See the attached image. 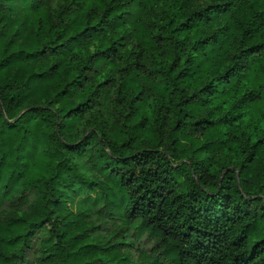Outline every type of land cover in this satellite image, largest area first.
I'll return each instance as SVG.
<instances>
[{
    "label": "trees",
    "instance_id": "trees-1",
    "mask_svg": "<svg viewBox=\"0 0 264 264\" xmlns=\"http://www.w3.org/2000/svg\"><path fill=\"white\" fill-rule=\"evenodd\" d=\"M187 7L0 0V264H264V0ZM103 64L131 75L130 110L83 124ZM97 200L156 248L103 238Z\"/></svg>",
    "mask_w": 264,
    "mask_h": 264
},
{
    "label": "rangeland",
    "instance_id": "rangeland-1",
    "mask_svg": "<svg viewBox=\"0 0 264 264\" xmlns=\"http://www.w3.org/2000/svg\"><path fill=\"white\" fill-rule=\"evenodd\" d=\"M121 1V0H119ZM127 1V0H123ZM212 0H187V9L191 11H198L204 7H206ZM160 3V0H158ZM153 6V3H152ZM148 18L149 20H155L156 22L159 20V13L156 10V7L147 8ZM123 30H127L126 28L115 30L116 33H120ZM129 30V28H128ZM125 40V50L130 54L129 62L133 64L132 67H135V64L138 60L143 64H149L152 58V50L153 44L150 39H146L143 41L139 38L136 32L128 33L124 38ZM91 50H94L91 47ZM125 67V65H124ZM130 67V69L132 68ZM98 71H95V68H89V77L91 81L95 84H100L103 86L100 93L99 104H96L93 111L90 114H87L86 118L83 121V124L86 123V120H95L97 116L96 110H101L108 122H118L121 123L124 118L127 116L130 106L128 103V99L134 95L133 87L127 80L131 79V75H122L121 72L117 71V69L112 68L110 66L101 65L97 68ZM154 109L152 103H149L148 110L151 111ZM81 128L82 124L79 125ZM93 205L91 216L93 222L99 226V234H102L103 238H107L116 235V238H123L125 242H130L133 245H139L145 247L149 250H154L156 248L157 240L149 238L147 234H144L141 230L134 228H126L124 225L122 226V222L120 220H116L114 218L107 217L105 215L106 209L104 203L100 200L95 201ZM124 247L128 248V245ZM130 247V246H129ZM137 249L134 248L131 255L137 256Z\"/></svg>",
    "mask_w": 264,
    "mask_h": 264
},
{
    "label": "clouds",
    "instance_id": "clouds-1",
    "mask_svg": "<svg viewBox=\"0 0 264 264\" xmlns=\"http://www.w3.org/2000/svg\"><path fill=\"white\" fill-rule=\"evenodd\" d=\"M138 227H139V224L136 225V228H138ZM133 230L135 231V228Z\"/></svg>",
    "mask_w": 264,
    "mask_h": 264
}]
</instances>
